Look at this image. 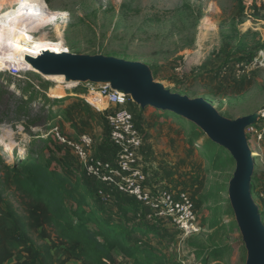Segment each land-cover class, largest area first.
<instances>
[{
  "label": "rangeland",
  "instance_id": "374dc122",
  "mask_svg": "<svg viewBox=\"0 0 264 264\" xmlns=\"http://www.w3.org/2000/svg\"><path fill=\"white\" fill-rule=\"evenodd\" d=\"M1 1L7 6L0 18L9 11V0ZM44 1L64 15L42 26L40 19L32 27L25 21L24 26L10 28L12 39L24 35L40 45L63 40L69 53L141 62L152 69L155 81L190 98H204L229 120L256 116L246 137L254 163L252 197L264 222V133L260 131L264 129V0ZM3 31L2 27L0 53L6 50ZM251 57L254 61L248 64ZM64 79L17 68L0 71L2 160L13 162L26 155L31 142L41 144L50 138L45 155L62 171L68 164L80 178L84 167L53 138L51 129L56 125L70 138L89 134L93 154L115 161L118 148L110 139L107 116L117 108H108L98 95L90 96L85 85L72 87L73 81L63 83L64 90L57 89V82ZM127 109L144 136L142 170L163 190L188 193L199 221L200 230L193 235L183 234L172 221L153 224L164 233L162 243L158 239L153 245L161 248L169 264H246L247 248L228 194L235 161L214 169L203 148L209 137L199 126L134 101ZM9 150L13 159L6 157ZM113 192L119 193L115 187Z\"/></svg>",
  "mask_w": 264,
  "mask_h": 264
},
{
  "label": "trees",
  "instance_id": "16d2710c",
  "mask_svg": "<svg viewBox=\"0 0 264 264\" xmlns=\"http://www.w3.org/2000/svg\"><path fill=\"white\" fill-rule=\"evenodd\" d=\"M49 142H31L26 155L13 162L0 158V264H55L53 251L58 247L67 253L62 264H169L161 248L153 245L158 239L162 243L164 234L153 224L167 220L148 219L135 198L112 192L85 168L79 178L78 171L56 159L64 163L65 170H60L44 153ZM203 148L214 169L234 164L231 154L210 138Z\"/></svg>",
  "mask_w": 264,
  "mask_h": 264
},
{
  "label": "water",
  "instance_id": "95a60500",
  "mask_svg": "<svg viewBox=\"0 0 264 264\" xmlns=\"http://www.w3.org/2000/svg\"><path fill=\"white\" fill-rule=\"evenodd\" d=\"M28 60L46 76H64L73 82L108 83L113 89L129 94L142 108L152 106L176 113L195 123L210 140L225 148L236 163L228 194L247 248L246 264H264V223L251 193L254 163L246 137V130L257 121L256 116L229 120L204 98L172 92L155 81L151 69L141 62L51 51Z\"/></svg>",
  "mask_w": 264,
  "mask_h": 264
},
{
  "label": "built area",
  "instance_id": "2783aa9c",
  "mask_svg": "<svg viewBox=\"0 0 264 264\" xmlns=\"http://www.w3.org/2000/svg\"><path fill=\"white\" fill-rule=\"evenodd\" d=\"M78 83L85 85L90 96L98 95L105 99L108 108H117L107 116L110 139L118 148L116 159L112 163L96 157L93 154L94 140L89 134L80 135L77 139L69 138L55 125L51 129L53 138L77 155L89 176L105 186H113L112 192L115 187L122 194L141 203L147 210L148 219L155 217L172 221L185 235L199 232L197 211L189 194L163 190L160 185L152 184L149 176L142 170L140 161L144 136L136 127L134 116L127 109L128 103L133 101L131 96L113 89L108 83ZM253 125L249 129H253ZM260 131L264 133V129Z\"/></svg>",
  "mask_w": 264,
  "mask_h": 264
},
{
  "label": "bare ground",
  "instance_id": "6f19581e",
  "mask_svg": "<svg viewBox=\"0 0 264 264\" xmlns=\"http://www.w3.org/2000/svg\"><path fill=\"white\" fill-rule=\"evenodd\" d=\"M8 5V13L0 18V29L3 27V35H6L4 38V46L6 50L0 53V71H3L5 68H17L19 71L37 73L44 78H49L50 76H46L40 72L34 65H32V63L29 62L28 59L36 57L35 53L37 54L38 52H66L63 40H60L56 44H51L49 42H45L42 45L38 43L34 44V41H32L30 37H26L24 35H20L16 39H12L9 35V30L19 24L24 26L23 22L25 21L28 22L25 26L32 27L36 23V19H40L43 22L40 24L42 26L55 21L58 16H62L64 14L52 11L44 0H9ZM6 6L7 3L0 0V11ZM66 81L67 79L57 82L60 85L56 88L64 90L62 84ZM71 83L72 87L79 84L75 82ZM6 153L8 154L6 156L7 158H14L10 150Z\"/></svg>",
  "mask_w": 264,
  "mask_h": 264
},
{
  "label": "crops",
  "instance_id": "0c3cea01",
  "mask_svg": "<svg viewBox=\"0 0 264 264\" xmlns=\"http://www.w3.org/2000/svg\"><path fill=\"white\" fill-rule=\"evenodd\" d=\"M53 257H54L55 264H62V262L64 261V259L67 257V253H66L65 248L64 247H58V248H56L53 251ZM66 264H83V263L80 262V261H76V260H70Z\"/></svg>",
  "mask_w": 264,
  "mask_h": 264
},
{
  "label": "clouds",
  "instance_id": "9594fccd",
  "mask_svg": "<svg viewBox=\"0 0 264 264\" xmlns=\"http://www.w3.org/2000/svg\"><path fill=\"white\" fill-rule=\"evenodd\" d=\"M29 73H31V72H29Z\"/></svg>",
  "mask_w": 264,
  "mask_h": 264
}]
</instances>
